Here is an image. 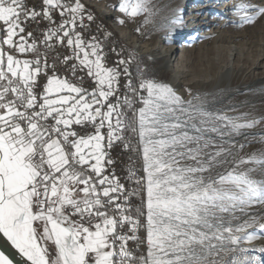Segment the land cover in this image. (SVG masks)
<instances>
[{"label": "snow or ice", "instance_id": "6c2138e0", "mask_svg": "<svg viewBox=\"0 0 264 264\" xmlns=\"http://www.w3.org/2000/svg\"><path fill=\"white\" fill-rule=\"evenodd\" d=\"M150 4L110 7L122 26L145 13L149 23ZM232 11L252 25L264 0ZM93 24L84 0H0V236L27 264H264V247H239L264 237V215L250 214L264 208V179L238 171L264 169V156L229 161L236 145L208 135L260 121L210 112L143 68L134 78L132 59L114 48L110 59L111 34ZM126 151L142 157V176L125 169L132 188L116 171ZM249 251L262 255L234 258ZM0 264L14 260L0 251Z\"/></svg>", "mask_w": 264, "mask_h": 264}, {"label": "bare ground", "instance_id": "6f19581e", "mask_svg": "<svg viewBox=\"0 0 264 264\" xmlns=\"http://www.w3.org/2000/svg\"><path fill=\"white\" fill-rule=\"evenodd\" d=\"M89 1L98 7L101 13L88 5L94 15L100 17L104 24L108 21L103 14L107 17L114 16L108 7L102 6L104 5L102 0ZM169 1L167 0L166 3L168 4ZM193 1L172 0V7L166 20V29L158 35V39L154 42L141 37L138 32L135 33L132 26L128 28V26L119 25L118 28L122 29V35L135 47L145 65L154 68L153 61L155 62V74L150 78L169 83L185 100L196 97L195 90L197 88L201 90L204 88L208 90L219 89V91H225L231 87L235 89L247 88L251 91L255 89L260 93L259 97L253 101L258 112L255 117L259 121L261 118L264 119V52L255 55L250 50L244 51L243 42L239 41L241 37L238 34H230L229 37L224 38L219 32L220 26L230 25L233 21L238 20L232 9L241 0H199V4L192 5ZM245 2L256 3L257 0H245ZM186 4L189 6L184 12ZM210 13L221 14L226 18H210ZM117 15L121 16L118 11H116V17ZM176 16L181 17V23H172ZM263 21L264 19L258 20V22ZM262 27L264 28V26ZM105 30L111 35H115L113 30L107 26H105ZM217 48L219 49L215 53V58L218 59L216 55L220 52L219 50H224L223 60L221 62L215 60L210 67L202 65L203 57L200 52L209 49L216 50ZM124 52L127 53L125 50ZM242 62L245 65H242ZM182 88L190 90L187 92L189 93L187 96L184 95ZM223 99H225V95ZM207 101L211 102V99L205 98V105H207ZM260 125V127L244 128L238 134L236 133V138H233L236 145L243 144L246 147L242 150L239 148L237 151L234 148L231 149L234 151L236 161L248 156H255L258 159L264 156V120ZM233 166L230 164L229 168ZM248 169H255L251 172L253 178L264 179V169L261 168L260 164H244L238 168V171ZM250 214L264 215V208L254 206ZM246 218L247 216L243 217V219ZM249 230L251 231V229ZM141 232L144 237L143 228ZM262 239H255L250 243L243 242L239 247L242 249L258 248L255 244L261 240V244L264 245ZM143 250L146 251V246ZM250 256L247 252H240L234 258L244 260L245 257Z\"/></svg>", "mask_w": 264, "mask_h": 264}, {"label": "rangeland", "instance_id": "374dc122", "mask_svg": "<svg viewBox=\"0 0 264 264\" xmlns=\"http://www.w3.org/2000/svg\"><path fill=\"white\" fill-rule=\"evenodd\" d=\"M102 1L104 3V5L102 6L108 7L109 8L108 10H110L114 15V16H108L110 17L108 18L102 12L104 18L106 19V21H108L106 25L108 28L113 30L115 34L114 36H116V44L123 46V49L127 53H129V55L133 58L132 68L136 69V76L138 75L137 73L138 67L145 69L149 77L154 75L155 74L154 72L155 62L153 61L154 66L152 65L154 68H150L148 65H145L143 63L144 61H142V59L140 58V54L136 51L135 47L125 39L124 35H122V29L121 28L119 29L118 28L119 25L117 26V23H114L115 18H116V11H113L110 5L117 4L118 0H102ZM166 1L167 0H151L150 7L152 8L154 15L149 18L150 19L149 23L147 24L144 23V19L147 15L145 13L137 17L135 21L126 22V25L124 24L123 26L125 27L128 26V28L129 27L131 28L132 26L134 32L135 33L138 32V34L141 37L149 39L150 42L156 41L158 39V35L162 34L164 30L166 29V26H167L166 20L168 19L167 18L168 13L172 7V0H170L168 4L166 3ZM84 3L86 5H90V7L94 8V10L96 9V11L100 12L95 3L90 2L89 0H84ZM199 3H200L199 0H194L191 4L195 5ZM188 6L189 4H186L184 12L185 10H187ZM184 12L182 11V13ZM117 16H120V15H117ZM209 16L210 18L214 17L216 19L226 18V16H222L221 14H213V13H210ZM262 26H264V21L263 22L257 21L256 23L252 25H245L243 27H240L238 26L237 23L232 22L230 25L220 26L221 27L220 30L222 31L219 30V32L221 36H223L224 38L229 37L230 34H236V35L238 34L241 37L239 41L243 42L242 46L244 48V51L250 50L251 53L258 55L259 53L264 52L262 51L264 50V28ZM137 29H139V31H137ZM218 49L219 48H217L216 50L209 49L207 51L200 52L203 57L201 64L204 66L210 67L211 64L215 60L221 62L225 56V51L219 50L220 52L216 55L218 56V59H216L215 53ZM242 65H245V63L242 62ZM182 91L184 92L185 96L189 94L187 93L188 88H182ZM259 94H260L259 91L257 90L255 91V89H252L251 91V90H248L247 88L235 89L233 87L228 88V90H225V91H219V89L208 90L205 88L202 90L200 88H197L195 90V95L196 97H199L200 100L204 101L205 98H208V100L211 99V102L207 101V105H205L208 111L221 114V115H226L228 117L237 119L239 123H245L253 119L256 120L257 117H255V114L258 112L256 110V106L253 103V101L259 97ZM224 95H225V99H223ZM263 120L264 119L261 118L260 122L256 124L255 127H260L261 126L260 124L263 123ZM126 135H128L131 138L132 143L135 146L137 144V138L132 136L130 132L126 133ZM208 135H211L216 140L217 144H220L222 140L228 141V143L224 144L225 148H228L233 143L236 145V142L233 139V138H236L235 137L236 133H233L230 137L224 136L223 138L213 133H209ZM239 148H240L239 145H236V147H234V150L237 151L239 150ZM244 148H246L245 145H244ZM240 150L242 149L240 148ZM133 152L136 153L135 154L136 156H138V158L136 157V164H134L133 168L138 171L137 172L138 176H142L143 175L142 174V157L139 152H136V151H133ZM231 152H232V155L227 157L229 161H232L235 158L234 157L235 154H233L234 151H231ZM128 156H133L132 151H130ZM230 164L216 167L213 170L212 174L215 176L217 173L225 172L227 169H230L229 168ZM227 219H228V216L227 214H225V220ZM242 220H243V217L239 220L233 221L232 223L233 225H235V224L241 223ZM140 237L143 238L142 232H141ZM262 238L261 239L264 240V237ZM242 243L243 241L240 243V245ZM255 245L258 248L264 247V245L261 244V240L257 242ZM143 249H145V245L141 246V250L145 251ZM247 254L251 256L262 255V254H259L258 252H253V251L247 252Z\"/></svg>", "mask_w": 264, "mask_h": 264}, {"label": "built area", "instance_id": "2783aa9c", "mask_svg": "<svg viewBox=\"0 0 264 264\" xmlns=\"http://www.w3.org/2000/svg\"><path fill=\"white\" fill-rule=\"evenodd\" d=\"M96 24H99L104 28H105V26H107L106 24L101 22L100 17H97V16H96ZM96 24L92 25V28H91L92 32H95ZM113 48L116 50V52H120L121 56L123 58H131L132 62H133V58L129 55V53H125L123 50V47L116 44V36L110 35L109 39L106 41V50L109 51L110 59H115V54L111 52V49H113ZM132 62L129 65V67H130V71H131L133 77L135 78L136 77V69L132 68ZM129 115H130V113H129ZM129 153H130V151L120 153L119 165H118L116 171H117V174L121 177V181L123 183H126L129 188H132V187H134V182L124 180V177L127 175V172L125 171V169H127L128 167L133 168L134 164H136V157L138 158V156H136L135 155L136 153H134L133 151H132L133 156H128ZM133 203H134V205H139L140 204V198L139 197L133 198ZM133 214H135V213H133ZM139 235L141 236V230L139 232ZM129 247L134 248L135 245L130 242Z\"/></svg>", "mask_w": 264, "mask_h": 264}, {"label": "water", "instance_id": "95a60500", "mask_svg": "<svg viewBox=\"0 0 264 264\" xmlns=\"http://www.w3.org/2000/svg\"><path fill=\"white\" fill-rule=\"evenodd\" d=\"M0 251H5L14 260V264H27L24 258L12 249L2 236H0Z\"/></svg>", "mask_w": 264, "mask_h": 264}]
</instances>
